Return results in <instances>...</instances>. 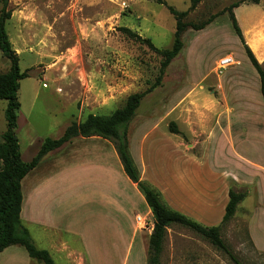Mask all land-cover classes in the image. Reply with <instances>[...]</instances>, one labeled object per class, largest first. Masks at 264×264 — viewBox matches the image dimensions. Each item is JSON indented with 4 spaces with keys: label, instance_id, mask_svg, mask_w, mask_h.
Here are the masks:
<instances>
[{
    "label": "rangeland",
    "instance_id": "obj_1",
    "mask_svg": "<svg viewBox=\"0 0 264 264\" xmlns=\"http://www.w3.org/2000/svg\"><path fill=\"white\" fill-rule=\"evenodd\" d=\"M236 1L201 0L189 10L185 21H211L183 32L181 52L142 98L128 138L142 178L159 189L168 205L203 224L221 222L230 187L251 190L221 233L245 264H264V249L248 229L250 210L259 200L253 186L257 174L262 177L245 162V157L264 160V131L239 138L244 123L228 117L227 104L237 100L238 90L245 87L255 94L260 84L226 11ZM167 2L178 10L190 6V0ZM7 9L6 31L20 69L27 73L20 80L16 129L25 161L46 137L61 136L72 121L89 113L108 115L131 93L155 84L162 54L121 27L150 38L160 49L171 48L175 38V16L153 0H8ZM260 9V3L243 2L233 10L244 24ZM258 37L264 38V22ZM226 55L236 63L218 76L216 63ZM10 65L0 50V73ZM6 106L7 100L0 99V140ZM171 122L177 132L170 129ZM38 166L34 172L39 179L33 180L46 185L35 191L29 184L31 171L23 178L21 212L26 216V208L31 213L23 223L37 247L48 249L56 264H147L152 230L137 228L136 215L154 217L110 140L75 137L46 154ZM86 194L91 201H85ZM0 264L44 263L23 246L11 245L0 251ZM161 264L233 263L193 230L172 224Z\"/></svg>",
    "mask_w": 264,
    "mask_h": 264
},
{
    "label": "trees",
    "instance_id": "obj_2",
    "mask_svg": "<svg viewBox=\"0 0 264 264\" xmlns=\"http://www.w3.org/2000/svg\"><path fill=\"white\" fill-rule=\"evenodd\" d=\"M3 1L4 3L0 14V50L3 55L10 59L11 65L8 71L0 73V99L7 100V106L5 108L6 129L2 134V140H0V251L11 245H21L27 250L32 259L44 264H56L48 249L35 245L29 228L23 223L21 216L23 204L22 180L31 170L38 166L46 154L61 147L73 138L78 136H100L113 143L124 172L136 184L153 214L154 226L148 239L147 264H161L165 237L168 228L172 224H179L193 230L213 246L224 252L233 264H245L225 242L222 237L221 227L235 215L238 205L246 197L247 192L243 190L238 191L230 187L228 191L229 199L221 222L216 225L203 224L184 212L168 205L159 189L142 178L141 171L131 154L129 146L128 125L134 118L144 95L160 82L166 67L181 52L184 46L182 39L183 32L188 26H192L195 29H202L211 21L210 18L198 24L184 20L189 10L196 8L201 0H190V6L187 10H178L169 4L167 0H153L165 5L176 18L175 38L171 48L160 49L150 38L143 37L129 27H121L120 29L128 36L146 42L151 49L162 54L160 74L155 84L145 91L131 93L122 107L115 109L108 115L89 113L81 121H72L65 128L61 136L57 138L46 137L36 154L29 161H25L22 158L19 137L16 132L18 127V112L21 105L19 101L20 80L26 77L27 73L21 71L19 56L9 40L5 22L11 17V9H7L8 0ZM260 1L239 0L228 6L226 11L229 12L232 26L242 42L248 58L259 74L260 90L264 98L263 64L257 59L255 53L246 42L233 10L243 2L259 3ZM170 129L173 132L178 131L174 122H171Z\"/></svg>",
    "mask_w": 264,
    "mask_h": 264
},
{
    "label": "crops",
    "instance_id": "obj_3",
    "mask_svg": "<svg viewBox=\"0 0 264 264\" xmlns=\"http://www.w3.org/2000/svg\"><path fill=\"white\" fill-rule=\"evenodd\" d=\"M259 3L261 4V9L258 11V13H256V15H254V17L248 16L246 20L244 21V24H241L239 21L238 22L242 29L245 39H247L246 42L249 44V46L254 51L257 59L260 62H262L264 60V41L263 43H261L262 45L261 52L254 49V46L250 42L251 36L258 37V33L261 30V23L264 22V5L261 3V1ZM258 38H260V40L262 39L261 37H258ZM238 91H239V95H238L237 100L232 102L231 104L229 103L227 104V107L229 109L228 117L230 121H234L240 124L244 123L242 124V126H240L242 130V134H239L238 137L247 138L248 135L251 134L252 132L256 134L261 133L262 131H264V98H262L263 96L260 90V84L255 94H252V92L248 88H245V87H241ZM263 161L264 160L262 159V162L261 161L258 162L248 157H245V162L253 170H256L257 172H259L262 177L260 179L259 174H257L258 176L256 177V183L253 187H255L254 191H256V193L259 195V198H258L259 200L257 204L255 203L253 208L250 210V212L252 213L248 217V229L251 234V237L253 241L256 243V245L262 249H264V162ZM37 169L38 168L31 170V173H34V175L32 176L31 182L29 183L31 184V186H33L35 191L41 190V188L45 187L46 185V184L44 185V183H40V180L37 183L35 182V180H33L35 178H38L37 176H35L37 173L34 172V171H37ZM262 181H263V185H261ZM132 184L136 186L135 183L132 182ZM23 185H22V188H23ZM91 196L92 195L87 196V194L84 195L85 201L89 200V198L91 201ZM139 197H141L140 194H139ZM249 197H251V190H248L247 195L244 200H249L248 199ZM23 199H24V194H23ZM145 205L147 209L151 211L148 204L146 203ZM25 212H26V216L23 214L24 212L22 213L23 222L27 221V218H30L31 216V213H29L28 210H26V208H25ZM32 212L33 213L35 212L34 209Z\"/></svg>",
    "mask_w": 264,
    "mask_h": 264
},
{
    "label": "built area",
    "instance_id": "obj_4",
    "mask_svg": "<svg viewBox=\"0 0 264 264\" xmlns=\"http://www.w3.org/2000/svg\"><path fill=\"white\" fill-rule=\"evenodd\" d=\"M236 61L233 56L226 55V56H221L215 67V72L218 76L222 75L224 71L235 64ZM154 226V221H151L150 219L147 218V215H141L137 214L136 215V227L139 229L147 228L149 231L153 229Z\"/></svg>",
    "mask_w": 264,
    "mask_h": 264
},
{
    "label": "bare ground",
    "instance_id": "obj_5",
    "mask_svg": "<svg viewBox=\"0 0 264 264\" xmlns=\"http://www.w3.org/2000/svg\"><path fill=\"white\" fill-rule=\"evenodd\" d=\"M262 40V41H261ZM260 40V38L256 37V36H251L250 37V42L251 44L254 46V49H256L257 51L261 52V43H263V38Z\"/></svg>",
    "mask_w": 264,
    "mask_h": 264
}]
</instances>
